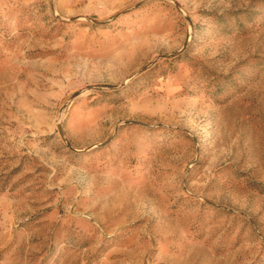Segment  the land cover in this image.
<instances>
[{
    "label": "rangeland",
    "instance_id": "rangeland-1",
    "mask_svg": "<svg viewBox=\"0 0 264 264\" xmlns=\"http://www.w3.org/2000/svg\"><path fill=\"white\" fill-rule=\"evenodd\" d=\"M0 264H264V0H0Z\"/></svg>",
    "mask_w": 264,
    "mask_h": 264
}]
</instances>
